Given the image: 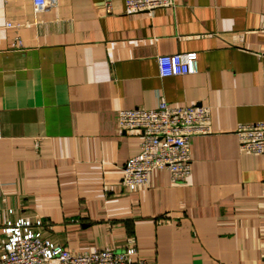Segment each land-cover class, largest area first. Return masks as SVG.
Here are the masks:
<instances>
[{
  "label": "crops",
  "instance_id": "obj_1",
  "mask_svg": "<svg viewBox=\"0 0 264 264\" xmlns=\"http://www.w3.org/2000/svg\"><path fill=\"white\" fill-rule=\"evenodd\" d=\"M106 1L0 0V240L41 218L77 251L133 245V264H264V154L237 133L264 121V0ZM190 51L197 72L160 75L159 55ZM161 100L209 106L210 131L190 138L186 180L160 169L130 190L141 136L119 111Z\"/></svg>",
  "mask_w": 264,
  "mask_h": 264
},
{
  "label": "built area",
  "instance_id": "obj_2",
  "mask_svg": "<svg viewBox=\"0 0 264 264\" xmlns=\"http://www.w3.org/2000/svg\"><path fill=\"white\" fill-rule=\"evenodd\" d=\"M56 3L57 0H33L36 12ZM124 5L126 13H137L176 7L177 0H124ZM106 7L112 10L110 0L106 1ZM157 62L162 77L198 71L195 51L159 55ZM210 119V107L201 104L181 106L161 100L154 108L120 109V129L138 130L141 136L139 153L130 157L122 169L123 182L128 189L148 185L160 169H167L175 181L186 180L192 170L190 138L209 132ZM237 133L243 151L264 154V121L242 123ZM2 231L5 238L0 240V264H133V257L137 256V248L133 245L121 249L74 250L49 238L41 218L9 219ZM137 263L147 264V261L139 258Z\"/></svg>",
  "mask_w": 264,
  "mask_h": 264
}]
</instances>
